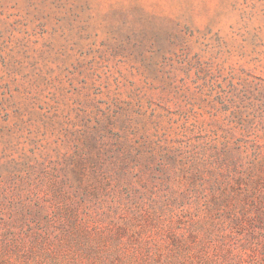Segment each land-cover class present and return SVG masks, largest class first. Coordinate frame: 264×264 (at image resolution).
Listing matches in <instances>:
<instances>
[{"label":"rangeland","instance_id":"374dc122","mask_svg":"<svg viewBox=\"0 0 264 264\" xmlns=\"http://www.w3.org/2000/svg\"><path fill=\"white\" fill-rule=\"evenodd\" d=\"M0 264H264V0H0Z\"/></svg>","mask_w":264,"mask_h":264}]
</instances>
